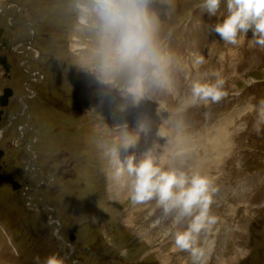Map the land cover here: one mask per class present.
Segmentation results:
<instances>
[{
    "label": "rangeland",
    "instance_id": "1",
    "mask_svg": "<svg viewBox=\"0 0 264 264\" xmlns=\"http://www.w3.org/2000/svg\"><path fill=\"white\" fill-rule=\"evenodd\" d=\"M93 3L24 2V15L50 34L41 38L46 57L28 67L46 76L34 103L44 167L32 184L41 186L28 190L31 201L11 188L0 191V264H43L52 252L65 264H264V47L250 43V31L235 45L219 38L212 27L226 14L225 3L208 16L201 0H150L155 42L167 64L134 105L116 42ZM197 55L204 58L198 66ZM217 74L226 95L192 103V82ZM13 81L23 91V81ZM128 137L134 148L123 147ZM111 147L121 159L151 150L165 167L212 178L215 223L204 227L203 249L175 243L189 219L165 220L111 189ZM22 150H14L20 168L28 157Z\"/></svg>",
    "mask_w": 264,
    "mask_h": 264
},
{
    "label": "clouds",
    "instance_id": "2",
    "mask_svg": "<svg viewBox=\"0 0 264 264\" xmlns=\"http://www.w3.org/2000/svg\"><path fill=\"white\" fill-rule=\"evenodd\" d=\"M225 3L226 14L212 30L229 44L240 43L241 35L251 32L250 43L264 47V0H201L200 7L208 16H215ZM150 0H94L92 5L110 40L116 42L119 68L128 82L132 103L138 104L145 95V83L151 78L163 77L167 64L155 42L156 17L149 10ZM195 65L204 63L197 55ZM226 95L224 79H197L191 84L192 103H215ZM125 149L135 147V138L128 137ZM109 179L122 184L133 204L154 202L162 214H171L176 221L189 219L183 231L175 236L181 248H190L206 224L215 223L210 211L213 202V180L198 171L191 173L165 167L148 150L137 159L135 152L122 159L117 147L108 149ZM39 262L40 258H36ZM43 264H65V258L52 252Z\"/></svg>",
    "mask_w": 264,
    "mask_h": 264
},
{
    "label": "flooded vegetation",
    "instance_id": "3",
    "mask_svg": "<svg viewBox=\"0 0 264 264\" xmlns=\"http://www.w3.org/2000/svg\"><path fill=\"white\" fill-rule=\"evenodd\" d=\"M24 2L0 0V191L3 186L9 192L11 188L24 200L31 201V191L42 184L39 180L32 187L37 168L44 167L39 162L41 138L38 132L34 134L39 117L34 103L42 98L37 86L45 81L46 76L36 70L30 71L28 67L46 57L41 38L49 39L50 34L41 32L40 28L39 32L32 15H24L27 7ZM16 61H20L21 74L16 73ZM25 75L27 78L24 79ZM14 79L17 83L19 79L23 81V91L16 86ZM33 82L37 83L33 85ZM15 125L20 129L18 135L11 132ZM14 150L28 152L25 167L14 166V162H18Z\"/></svg>",
    "mask_w": 264,
    "mask_h": 264
},
{
    "label": "bare ground",
    "instance_id": "4",
    "mask_svg": "<svg viewBox=\"0 0 264 264\" xmlns=\"http://www.w3.org/2000/svg\"><path fill=\"white\" fill-rule=\"evenodd\" d=\"M179 144V143H178ZM172 156V155H171ZM178 165H179V167H180V162L178 163ZM175 167L177 168V164L175 165ZM181 169V168H180ZM111 189H113V190H115V189H117L118 190V192H119V196H120V198H124V195L125 194H127V189H126V187L125 186H123L122 184H119V183H116V182H114L113 184H112V186H111ZM125 198H126V196H125ZM141 205H143V206H145V208H147V209H150V210H152L154 213H156V214H162L161 213V210L159 209V208H157L156 206H155V203L154 202H146V203H144V204H140V206ZM139 206V207H140ZM162 215H164V219L166 220V219H171V214H167V215H165V214H162ZM153 217H154V215H153ZM186 220V219H185ZM190 222V221H189ZM157 223V222H156ZM188 223V222H187ZM185 224V225H183L182 227H180V229L178 230V232L179 231H183L185 228H187V226H188V224ZM205 228H202L201 229V231L199 232V234H198V242H197V244H193V242L191 243V245H194L195 247H201V246H203L202 245V243L204 244V242H205V237H206V233H207V231H208V229H207V231L206 230H204ZM195 240V239H194ZM205 245V244H204ZM202 248V247H201ZM203 248H204V246H203ZM202 248V249H203Z\"/></svg>",
    "mask_w": 264,
    "mask_h": 264
},
{
    "label": "water",
    "instance_id": "5",
    "mask_svg": "<svg viewBox=\"0 0 264 264\" xmlns=\"http://www.w3.org/2000/svg\"><path fill=\"white\" fill-rule=\"evenodd\" d=\"M72 238H74V236Z\"/></svg>",
    "mask_w": 264,
    "mask_h": 264
}]
</instances>
